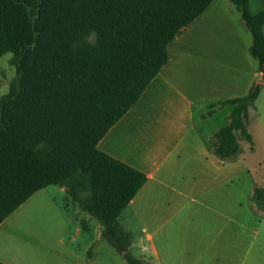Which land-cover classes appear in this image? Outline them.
I'll return each mask as SVG.
<instances>
[{
  "label": "trees",
  "instance_id": "1",
  "mask_svg": "<svg viewBox=\"0 0 264 264\" xmlns=\"http://www.w3.org/2000/svg\"><path fill=\"white\" fill-rule=\"evenodd\" d=\"M210 1L0 0V55L11 51L16 68L0 96V221L37 189L62 186L63 207L96 218L128 264H150L130 253L132 234L117 220L146 174L97 141L166 62L168 42ZM231 2L264 73V9ZM258 88L224 100L232 109L209 140L218 161L233 160L240 139L253 148L247 121ZM250 201L264 210V181Z\"/></svg>",
  "mask_w": 264,
  "mask_h": 264
},
{
  "label": "crops",
  "instance_id": "2",
  "mask_svg": "<svg viewBox=\"0 0 264 264\" xmlns=\"http://www.w3.org/2000/svg\"><path fill=\"white\" fill-rule=\"evenodd\" d=\"M248 9H264V0H248ZM251 42L231 0H211L168 42L166 62L97 141L99 149L146 174L125 207L143 232L131 243L150 264H264L258 219L264 210L251 204L246 162L255 146L220 162L209 141L232 109L224 100L264 84ZM216 118L218 127L211 125ZM243 177V186L235 185ZM52 191L37 189L0 221L1 262L128 264L111 245L91 249L103 238L100 222L87 240V215L73 204L63 207ZM58 191L64 198V188Z\"/></svg>",
  "mask_w": 264,
  "mask_h": 264
},
{
  "label": "rangeland",
  "instance_id": "3",
  "mask_svg": "<svg viewBox=\"0 0 264 264\" xmlns=\"http://www.w3.org/2000/svg\"><path fill=\"white\" fill-rule=\"evenodd\" d=\"M262 30L264 31V26ZM11 56H12L11 51H7L0 55V96L8 90L9 81L15 76L16 73L15 65L10 62ZM258 87H259L258 95L254 101V107H251L249 109V116L247 121V127L251 129L254 136L253 146H255V152L247 155L248 160L246 161L252 172V180L250 183L251 189L253 188V186L260 185L264 181V139H263L264 138V84L260 83L258 84ZM214 121L215 122H211L212 123L211 125L217 124L218 127L220 122L218 121L217 118L214 119ZM208 127L209 126H206V124L204 125V128H208ZM248 146L249 144L246 141L242 139L239 140V148H240L239 150L241 153L242 152L249 153L250 149ZM243 178L244 179L240 178L239 181L235 179V185L243 186V180H245V177ZM48 189L53 190L52 193L56 197V199L63 203L64 199L62 198V194L58 191V185L50 184L48 185ZM129 212H130V207L128 206L125 207L123 211H121L120 214L118 215L117 220L120 226L124 230L129 229L128 231H130V233L132 234L133 239H137L143 234V232L141 230V226L138 224L136 219L130 217ZM127 214L129 215L127 216ZM259 214L261 215V217L258 218L261 221L259 236H261L262 234H264V211L263 213H259ZM86 218H87L86 222L90 224V229L89 230L84 229L82 231V234L88 240L89 238H92L93 235L95 234L94 224L97 223L98 221L94 217L87 216ZM77 242L78 245L80 246L86 243L83 240V238H80V240H78ZM103 248L105 249L112 248L104 238H102L100 241L97 242L94 241L91 246V249L101 250ZM128 250L132 255L138 256L137 255L138 249L134 244L131 243L128 246ZM115 254L119 257L121 256V254L118 251H115Z\"/></svg>",
  "mask_w": 264,
  "mask_h": 264
}]
</instances>
